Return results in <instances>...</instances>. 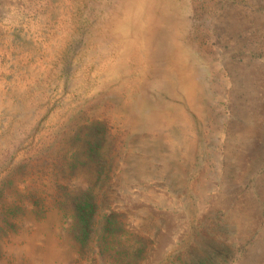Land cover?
I'll return each instance as SVG.
<instances>
[{
    "label": "rangeland",
    "instance_id": "obj_1",
    "mask_svg": "<svg viewBox=\"0 0 264 264\" xmlns=\"http://www.w3.org/2000/svg\"><path fill=\"white\" fill-rule=\"evenodd\" d=\"M0 264H264V0H0Z\"/></svg>",
    "mask_w": 264,
    "mask_h": 264
}]
</instances>
